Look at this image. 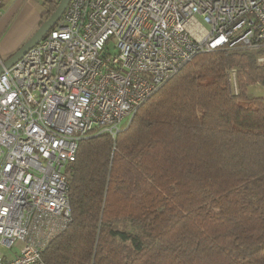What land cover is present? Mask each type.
Here are the masks:
<instances>
[{"label": "trees", "instance_id": "1", "mask_svg": "<svg viewBox=\"0 0 264 264\" xmlns=\"http://www.w3.org/2000/svg\"><path fill=\"white\" fill-rule=\"evenodd\" d=\"M44 4L42 22L58 5ZM262 54L200 53L115 138L83 139L71 221L44 263L264 264V96L250 93Z\"/></svg>", "mask_w": 264, "mask_h": 264}, {"label": "built area", "instance_id": "2", "mask_svg": "<svg viewBox=\"0 0 264 264\" xmlns=\"http://www.w3.org/2000/svg\"><path fill=\"white\" fill-rule=\"evenodd\" d=\"M227 48L264 50V0H71L0 74V264H45L83 139L115 138L185 64Z\"/></svg>", "mask_w": 264, "mask_h": 264}, {"label": "crops", "instance_id": "3", "mask_svg": "<svg viewBox=\"0 0 264 264\" xmlns=\"http://www.w3.org/2000/svg\"><path fill=\"white\" fill-rule=\"evenodd\" d=\"M46 8L44 0H1L0 54L4 59L34 34L41 25Z\"/></svg>", "mask_w": 264, "mask_h": 264}, {"label": "water", "instance_id": "4", "mask_svg": "<svg viewBox=\"0 0 264 264\" xmlns=\"http://www.w3.org/2000/svg\"><path fill=\"white\" fill-rule=\"evenodd\" d=\"M70 1L71 0H61L58 3L55 11L41 23L34 34L15 53L0 63V74L13 66L23 55H25L32 47L40 42V40L48 33V31H50L57 24L68 7Z\"/></svg>", "mask_w": 264, "mask_h": 264}, {"label": "rangeland", "instance_id": "5", "mask_svg": "<svg viewBox=\"0 0 264 264\" xmlns=\"http://www.w3.org/2000/svg\"><path fill=\"white\" fill-rule=\"evenodd\" d=\"M40 1V0H39ZM201 22L205 25V26H209L208 23L203 19V18H200ZM112 51H114V48L112 47ZM232 82V81H231ZM232 86L236 92V88L235 86L237 87V92L239 91V86H238V80H237V77H236V85L235 83L232 82ZM250 93L252 95H262L264 96V86H262L261 84H253L250 86ZM127 119L124 120L123 124L125 125L127 123Z\"/></svg>", "mask_w": 264, "mask_h": 264}]
</instances>
